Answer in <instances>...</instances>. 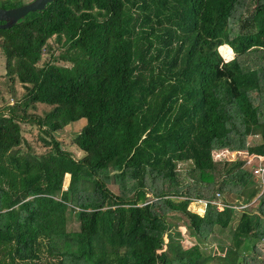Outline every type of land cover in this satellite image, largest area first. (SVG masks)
I'll use <instances>...</instances> for the list:
<instances>
[{"label":"trees","instance_id":"1","mask_svg":"<svg viewBox=\"0 0 264 264\" xmlns=\"http://www.w3.org/2000/svg\"><path fill=\"white\" fill-rule=\"evenodd\" d=\"M0 55L25 89L0 110V264H215L208 243L222 264H264L245 259L264 187L242 155L258 137L264 163V0H52L0 29ZM80 119L75 160L54 134ZM181 227L196 245L164 242Z\"/></svg>","mask_w":264,"mask_h":264},{"label":"rangeland","instance_id":"2","mask_svg":"<svg viewBox=\"0 0 264 264\" xmlns=\"http://www.w3.org/2000/svg\"><path fill=\"white\" fill-rule=\"evenodd\" d=\"M32 0H22L23 4L29 3ZM231 48L226 45L219 47V53L221 54L222 58L224 60H229L233 57V52L230 50ZM44 59V58H43ZM25 93V89L20 83L17 82H9L4 77V60L3 57L0 55V110L4 107L11 105L17 101H19L23 94ZM231 109L230 112H235V107L231 103L228 105ZM50 108L45 105H36L35 109L29 110L30 113H35L37 115L43 116L44 112H47ZM86 120L80 119L78 121L69 123L67 126H65L62 130L58 131L54 134V139L58 142L59 147L61 150L69 152L74 156L75 160H80L83 156V152L72 143L74 141V138L79 133V131L85 126ZM21 132L23 138L26 140L28 145H23L21 148L26 151L28 148L31 149L32 152L36 154H43L45 149L41 142V137H43V134L39 132L37 127L35 125L30 124H21ZM260 141L258 137L255 136H247L245 138V151L242 152V155L245 156L246 161L248 164H254L255 168L263 166L264 163L262 161V154H261V145H259ZM233 153H228V157H232ZM261 169V168H260ZM261 174H254L253 175V181L259 184L260 186L264 187V176ZM67 177H64V185L67 183ZM261 187V190L263 189ZM162 190L161 186V174L157 173L155 175V179L153 182L152 192L150 194L151 196H155L159 194ZM228 195H220L217 198L216 204L223 203V199H229ZM192 212L196 213L197 215H202L204 210V205L202 203L198 202H191L188 207ZM234 225V224H233ZM170 234V238L167 237L165 234L164 236V242L168 239H172L175 242L181 243V245L184 247V249H188L192 247L193 245H196V240L194 238H191L187 236L186 230L184 228H177L175 232L168 233ZM227 241V240H226ZM209 248L212 250H209L206 246H200V248L206 252V254L211 255V262L215 264H222L223 259V250H221L216 244L208 243ZM164 251V250H163ZM160 251L161 255H164V252ZM255 256L250 252V249L245 250V259L247 263H252V259L254 258L257 261L264 262V242L259 243L256 246L255 250Z\"/></svg>","mask_w":264,"mask_h":264},{"label":"water","instance_id":"3","mask_svg":"<svg viewBox=\"0 0 264 264\" xmlns=\"http://www.w3.org/2000/svg\"><path fill=\"white\" fill-rule=\"evenodd\" d=\"M52 0H32L29 3L11 9H0V29L11 27L27 13L40 12Z\"/></svg>","mask_w":264,"mask_h":264},{"label":"built area","instance_id":"4","mask_svg":"<svg viewBox=\"0 0 264 264\" xmlns=\"http://www.w3.org/2000/svg\"><path fill=\"white\" fill-rule=\"evenodd\" d=\"M260 168H261V169H260ZM253 173H254V174H258V173H259V174L262 175V174L264 173V167L261 166V167L255 169V170L253 171ZM261 175H260V176H261ZM215 196H216V200H214V201H212V202H208V203L215 205L216 209L220 211V210L222 209V207H223V204H222V203H220V204H216L217 198H218L219 196H218L217 194H216ZM195 202L202 203V204L204 205V208H205V206H206V204H207V201H204V200H195ZM245 207H246V205H241V206L236 207V210H242V209H244Z\"/></svg>","mask_w":264,"mask_h":264}]
</instances>
